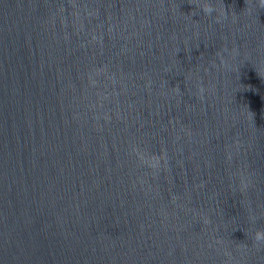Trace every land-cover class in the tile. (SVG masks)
<instances>
[{
  "label": "water",
  "instance_id": "water-1",
  "mask_svg": "<svg viewBox=\"0 0 264 264\" xmlns=\"http://www.w3.org/2000/svg\"><path fill=\"white\" fill-rule=\"evenodd\" d=\"M0 264H264V0H0Z\"/></svg>",
  "mask_w": 264,
  "mask_h": 264
}]
</instances>
